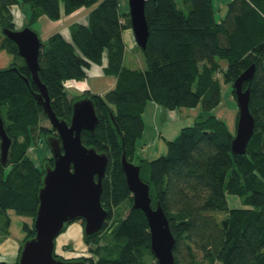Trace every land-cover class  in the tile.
<instances>
[{"label":"trees","instance_id":"16d2710c","mask_svg":"<svg viewBox=\"0 0 264 264\" xmlns=\"http://www.w3.org/2000/svg\"><path fill=\"white\" fill-rule=\"evenodd\" d=\"M180 1L187 12L179 7V0H147V68L139 69L125 63L123 33L132 25L120 0H0V49L21 58L0 70L1 111L12 140L7 165L0 161V215L7 216L1 230L9 235V210L28 216L32 222L23 224L26 235L21 246L35 235L45 165H53L49 157L38 167L29 150L44 136L56 134L55 128L41 124L48 118L35 98L37 86L18 46L2 31L17 29L15 11L23 2L30 5L25 26L32 28L43 15L59 20L63 12L93 7L87 24L71 26V42L56 32L44 42L39 56V77L59 118L70 121L73 101L92 97L99 124L95 133L83 131L82 141L109 156L102 193L109 216L102 230L85 237L92 256L78 259L87 264H159L151 252L146 214L132 209L133 195L121 166L125 150L129 161L140 163L153 206L159 201L169 218L176 238L175 264H264V0H231L220 20L215 18L212 0ZM105 60L104 73L116 78L115 87L104 95L88 91L70 98L66 83L85 80L90 67ZM222 60L228 63L225 70ZM252 64L256 71L250 110L256 128L246 154L233 155L234 134L223 119L210 115L167 140L165 155L136 158L149 102L168 110L203 103L210 110L220 103L217 75L223 72L225 81L233 84ZM248 85L245 82L244 89ZM228 194L242 197L249 207L230 208ZM123 204L129 209L121 215ZM216 212L226 216L219 221ZM0 264H18V258Z\"/></svg>","mask_w":264,"mask_h":264},{"label":"water","instance_id":"95a60500","mask_svg":"<svg viewBox=\"0 0 264 264\" xmlns=\"http://www.w3.org/2000/svg\"><path fill=\"white\" fill-rule=\"evenodd\" d=\"M147 0H129V14L137 45L146 52L150 29L146 17ZM3 34L16 43L18 55L24 59L38 91L35 98L43 106L56 134L47 141L53 154V165H45L43 184L39 190V206L34 219L35 235L22 244L18 264H87L83 259H63L56 254L57 238L68 225L81 220L84 235L89 238L103 229L109 211L102 203L103 179L109 163L105 152L87 147L82 141L83 131L96 132L99 124L94 100L84 96L73 101L70 121L59 118L53 110L47 86L39 77V56L44 44L41 35L32 27L17 29L4 27ZM17 71L16 67H13ZM256 67L252 64L233 82L238 106L236 133L231 142L234 156L247 153L255 133L256 122L250 110L251 84ZM1 73V71H0ZM25 81L29 84L28 78ZM249 85L244 89V83ZM111 117L115 122L114 114ZM12 140L5 128L0 105V161L7 165ZM121 166L133 195L132 209L146 214L151 233V252L159 264H175L173 235L169 218L158 201L152 204L150 184L141 176V165L129 161L124 150Z\"/></svg>","mask_w":264,"mask_h":264},{"label":"rangeland","instance_id":"374dc122","mask_svg":"<svg viewBox=\"0 0 264 264\" xmlns=\"http://www.w3.org/2000/svg\"><path fill=\"white\" fill-rule=\"evenodd\" d=\"M213 7L215 11L216 20L222 19L228 10V4L231 0H212ZM121 10L123 12H129V0H120ZM179 7L183 8L186 12L187 9L183 6L181 1L179 0ZM17 9L22 8L21 17L19 21V27L24 25L23 20L27 23L30 16V5L26 3H19L16 7ZM93 8V7H90ZM25 27V26H23ZM22 28V27H21ZM132 29V28H131ZM49 36H45L43 39L44 42L48 40ZM135 49L129 48L126 56V65L130 68H139L144 69L147 68V63L145 60L143 50L136 44ZM14 61L21 62V58L15 57L14 54L10 53L6 49H0V70L9 68L11 63ZM228 66L226 60L221 61V68L225 70ZM218 80L220 84L221 90V98L218 106L207 110L203 103H200L195 108H181L178 109L181 114V119L176 120L172 119V115L166 113L165 117H158L157 122L152 120L154 116V111L152 115L143 114L144 120L147 121L148 131L144 137L140 138L136 143L135 156L139 159L144 160H152L157 157L163 156L167 153V140L175 139L181 132L182 128L187 126L194 125L197 121L206 119L210 115L217 116L223 119L231 132L235 135L236 133V120L238 116V106L233 94V84L225 81L223 72H220L218 75ZM116 85V84H115ZM67 93L72 95V97L77 96V90H71L67 88ZM82 95V94H81ZM80 96V95H79ZM162 106V105H160ZM162 108H165L162 106ZM166 112H170L166 109ZM176 122V123H175ZM43 126L52 128L50 121L46 118L42 120L41 123ZM176 133L171 135V132L175 131ZM161 132V136L157 138V134ZM159 136V135H158ZM29 155L36 163V165L40 168L44 165V159L52 157V151L50 145L47 141V137L44 136L41 141L33 145V147L29 150ZM9 171V168L6 169V172ZM228 204L230 208H244L249 207L244 203L242 197L228 194L227 195ZM128 204H123L118 212H121V215L126 214L128 212ZM216 216L218 220L221 221L226 213L224 212H216ZM8 216L11 219L10 225L6 227L11 235L12 239L16 241H23L25 237V231L23 229L24 222H32V220L25 215L16 214L14 211L9 210ZM7 216L0 215V237L3 235L1 227L4 226V222ZM56 254L59 255L63 259H78L82 257H90L91 254V246H89L85 242L84 235V223L81 220L75 221L72 224L68 225L65 231L57 238L56 241ZM19 256V254H18ZM18 258V257H17Z\"/></svg>","mask_w":264,"mask_h":264},{"label":"crops","instance_id":"0c3cea01","mask_svg":"<svg viewBox=\"0 0 264 264\" xmlns=\"http://www.w3.org/2000/svg\"><path fill=\"white\" fill-rule=\"evenodd\" d=\"M92 9L93 8L90 7H82L68 15L63 12L62 18L59 20H51L47 16L43 15L33 24V28L41 35L43 39L45 38V36H49V35L51 36L52 34L59 32L65 37L67 41L71 42L72 41L71 30H70L71 26L74 23L87 24L89 22V14ZM22 10H23L22 8H19L15 11V23L17 25V28H21L25 26V22L23 20L24 25L19 27V21ZM123 37L126 43V53H125V61H126V56L129 48L135 49L136 47L135 45L137 44V42L131 28L124 30ZM105 65H106V60L102 65L93 64L88 70L87 72L88 75L85 80L82 81L70 80L66 83V88H69L71 90L74 89L77 90L78 91L77 96L88 91H90L91 93L104 95L109 90L113 89L116 84V78L114 76H109L104 73ZM69 97L71 98L72 95H70ZM153 111L155 114L152 117V120L156 122L158 117L161 116L165 117L166 113L172 115V119H176V120L181 119V114L178 109L169 110L170 112H166L165 108H162V106H160L159 104L155 102H149L145 109L144 115L145 114L147 115V113L149 115H152ZM144 121H145V131L143 137L148 131L147 121L146 120ZM176 130L177 129L175 126V131L171 132V135L175 134ZM161 134L162 133L159 132L157 134V138H159ZM20 246H21V241L18 240L16 241L15 239L11 238L10 234L6 235L5 233H3V235L0 237V262L2 261L15 262L19 254Z\"/></svg>","mask_w":264,"mask_h":264}]
</instances>
